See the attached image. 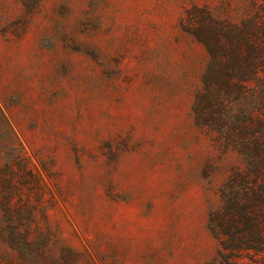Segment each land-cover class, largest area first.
<instances>
[{
	"label": "rangeland",
	"instance_id": "1",
	"mask_svg": "<svg viewBox=\"0 0 264 264\" xmlns=\"http://www.w3.org/2000/svg\"><path fill=\"white\" fill-rule=\"evenodd\" d=\"M213 50L264 89V0H0V264H264L211 228L264 143L199 124Z\"/></svg>",
	"mask_w": 264,
	"mask_h": 264
},
{
	"label": "trees",
	"instance_id": "2",
	"mask_svg": "<svg viewBox=\"0 0 264 264\" xmlns=\"http://www.w3.org/2000/svg\"><path fill=\"white\" fill-rule=\"evenodd\" d=\"M233 49L235 57L238 62H242L241 66H243L242 48L237 45L235 49L233 43ZM213 53L215 62L211 64L205 77V87L198 95L199 100L195 108L199 124L210 127L213 121L221 123L222 120H218L219 113L222 114L227 110L226 103L234 94L245 105L255 103L264 107V89L254 91L249 97L244 88H235L237 77L240 82H246L253 78L254 72L252 74L235 73L231 70L235 66L234 62L226 64L222 60L219 61L217 51L213 50ZM218 62L221 67H227L226 72H218L215 69ZM247 64L254 65L251 62ZM229 110L227 114L230 117L234 106ZM255 118L262 126L263 121L257 114L244 111L235 121L230 122V126L225 125L227 129L223 133L229 140L245 137L253 131L250 123ZM242 147L241 151L246 157L248 171L246 173L242 170L238 171L237 175L230 180L223 192L224 207L215 215V218L213 217L211 224L216 237L233 255L242 251H254L259 254L264 250V143L257 141L252 145L246 142L242 144ZM230 257L231 255H227L225 258L229 260Z\"/></svg>",
	"mask_w": 264,
	"mask_h": 264
}]
</instances>
